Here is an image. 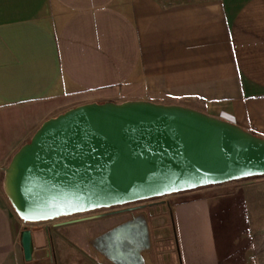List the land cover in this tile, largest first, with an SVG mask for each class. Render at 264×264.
I'll return each instance as SVG.
<instances>
[{
  "label": "crops",
  "instance_id": "0c3cea01",
  "mask_svg": "<svg viewBox=\"0 0 264 264\" xmlns=\"http://www.w3.org/2000/svg\"><path fill=\"white\" fill-rule=\"evenodd\" d=\"M126 101L264 139V0H0V264H264V176L136 216L33 224L26 260L27 227L3 189L13 156L50 118Z\"/></svg>",
  "mask_w": 264,
  "mask_h": 264
},
{
  "label": "water",
  "instance_id": "95a60500",
  "mask_svg": "<svg viewBox=\"0 0 264 264\" xmlns=\"http://www.w3.org/2000/svg\"><path fill=\"white\" fill-rule=\"evenodd\" d=\"M262 176L264 139L235 124L179 105L105 102L44 122L3 189L36 224ZM21 244L30 261V230Z\"/></svg>",
  "mask_w": 264,
  "mask_h": 264
},
{
  "label": "rangeland",
  "instance_id": "374dc122",
  "mask_svg": "<svg viewBox=\"0 0 264 264\" xmlns=\"http://www.w3.org/2000/svg\"><path fill=\"white\" fill-rule=\"evenodd\" d=\"M169 199L166 198H159V199H152L142 202H137L133 204H128L125 206H119V207H113L109 209H103V210H97L94 212H89L86 214H80L75 215L73 217L66 218L70 223H76V222H87L88 220H95V219H106L116 216H123V218H126L128 216H136L140 212H143L144 210H148L149 206L156 205L155 203L161 202V201H168ZM91 226L87 225L84 226L82 230H88ZM77 233V232H76Z\"/></svg>",
  "mask_w": 264,
  "mask_h": 264
},
{
  "label": "built area",
  "instance_id": "2783aa9c",
  "mask_svg": "<svg viewBox=\"0 0 264 264\" xmlns=\"http://www.w3.org/2000/svg\"><path fill=\"white\" fill-rule=\"evenodd\" d=\"M24 225L28 228V226H32L33 224L24 223Z\"/></svg>",
  "mask_w": 264,
  "mask_h": 264
},
{
  "label": "trees",
  "instance_id": "16d2710c",
  "mask_svg": "<svg viewBox=\"0 0 264 264\" xmlns=\"http://www.w3.org/2000/svg\"><path fill=\"white\" fill-rule=\"evenodd\" d=\"M25 230H28V228H25Z\"/></svg>",
  "mask_w": 264,
  "mask_h": 264
}]
</instances>
